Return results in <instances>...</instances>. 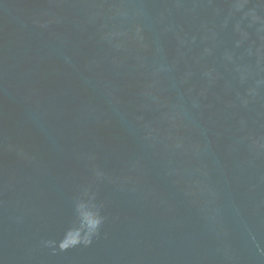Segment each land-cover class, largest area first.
Wrapping results in <instances>:
<instances>
[{"label": "water", "instance_id": "95a60500", "mask_svg": "<svg viewBox=\"0 0 264 264\" xmlns=\"http://www.w3.org/2000/svg\"><path fill=\"white\" fill-rule=\"evenodd\" d=\"M0 264H264V0H0Z\"/></svg>", "mask_w": 264, "mask_h": 264}, {"label": "clouds", "instance_id": "9594fccd", "mask_svg": "<svg viewBox=\"0 0 264 264\" xmlns=\"http://www.w3.org/2000/svg\"><path fill=\"white\" fill-rule=\"evenodd\" d=\"M95 223H98V222H93V226L95 225Z\"/></svg>", "mask_w": 264, "mask_h": 264}]
</instances>
